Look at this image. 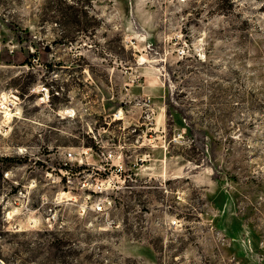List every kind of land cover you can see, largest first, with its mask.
I'll list each match as a JSON object with an SVG mask.
<instances>
[{"label": "rangeland", "instance_id": "obj_1", "mask_svg": "<svg viewBox=\"0 0 264 264\" xmlns=\"http://www.w3.org/2000/svg\"><path fill=\"white\" fill-rule=\"evenodd\" d=\"M0 264H264V0H0Z\"/></svg>", "mask_w": 264, "mask_h": 264}, {"label": "trees", "instance_id": "obj_2", "mask_svg": "<svg viewBox=\"0 0 264 264\" xmlns=\"http://www.w3.org/2000/svg\"><path fill=\"white\" fill-rule=\"evenodd\" d=\"M64 167H65V169H68V164L66 166H64Z\"/></svg>", "mask_w": 264, "mask_h": 264}, {"label": "built area", "instance_id": "obj_3", "mask_svg": "<svg viewBox=\"0 0 264 264\" xmlns=\"http://www.w3.org/2000/svg\"><path fill=\"white\" fill-rule=\"evenodd\" d=\"M68 155H69V157H71V156H72V154H71V153H69Z\"/></svg>", "mask_w": 264, "mask_h": 264}, {"label": "bare ground", "instance_id": "obj_4", "mask_svg": "<svg viewBox=\"0 0 264 264\" xmlns=\"http://www.w3.org/2000/svg\"><path fill=\"white\" fill-rule=\"evenodd\" d=\"M11 114V113H10Z\"/></svg>", "mask_w": 264, "mask_h": 264}]
</instances>
